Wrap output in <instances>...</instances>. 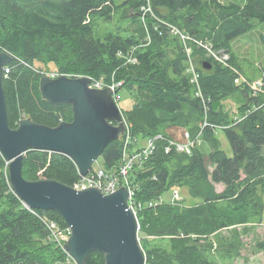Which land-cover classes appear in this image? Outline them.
I'll list each match as a JSON object with an SVG mask.
<instances>
[{"label":"trees","instance_id":"obj_1","mask_svg":"<svg viewBox=\"0 0 264 264\" xmlns=\"http://www.w3.org/2000/svg\"><path fill=\"white\" fill-rule=\"evenodd\" d=\"M124 5L130 6L136 27L125 35L111 32L98 36L94 19L113 21L120 7L115 0H0V52L12 57L3 69L9 126L16 129L23 119L49 127L73 120L71 105L52 106L43 100L39 90L43 74L36 62L56 64L59 74L91 77L108 84L123 82L121 89L133 92L136 99L133 108L123 114L132 137L140 144L156 135L173 139L164 130L180 123L196 137L207 107V121L215 127H207L202 133V140L212 144L209 153L198 146L191 156L167 155L166 143L160 141L155 153L135 166L128 178L137 203L148 204L181 187H188L192 197L204 200L193 206L164 203L138 213L146 263L211 264L198 248L200 238H210L233 221L218 204L232 199L241 204L249 198L255 206L262 205L257 189L260 186L264 192V95L254 97L250 88L238 86L239 75L232 69L237 70L236 57L230 45L250 32L253 22L264 24V0L230 4L219 0H128ZM155 17L230 53L233 67L225 68L193 46L202 99L188 78V56L179 37ZM143 19L152 39L149 44ZM172 43L176 45L175 55L169 53ZM134 47L137 63H127L119 56V52ZM204 61L212 63L213 69L204 70ZM261 80L264 83V69ZM238 90L247 101L238 114H248L236 123L234 115L216 109L215 103ZM217 127L226 134L233 157L219 148ZM123 155L124 138H120L108 145L99 161L106 171L117 172ZM23 176L70 187L80 180L69 157L43 151H31L24 157ZM211 183L223 185L224 192L207 196L205 188ZM36 213H31L14 193L9 164L0 154V264H66L65 252L52 241L41 219L47 215L67 227L63 217L55 211ZM149 236L160 238L150 240ZM165 239L179 248L168 249ZM86 264H105V255L92 252Z\"/></svg>","mask_w":264,"mask_h":264},{"label":"water","instance_id":"obj_2","mask_svg":"<svg viewBox=\"0 0 264 264\" xmlns=\"http://www.w3.org/2000/svg\"><path fill=\"white\" fill-rule=\"evenodd\" d=\"M12 57L0 52V154L9 162V178L15 194L29 208L55 211L71 229L65 250L75 264H86L90 253L105 255V264H146L140 245V225L128 204L129 191L122 187L110 195L95 188L78 191L54 180H27L23 160L29 151L59 153L69 157L87 176L104 150L125 132L123 114L110 90L93 89L89 77L47 75L40 80L43 100L52 106L71 105L72 122L49 127L23 119L9 126L3 88V69ZM204 70H212L208 61Z\"/></svg>","mask_w":264,"mask_h":264},{"label":"rangeland","instance_id":"obj_3","mask_svg":"<svg viewBox=\"0 0 264 264\" xmlns=\"http://www.w3.org/2000/svg\"><path fill=\"white\" fill-rule=\"evenodd\" d=\"M126 1L128 0H115L117 6L120 7L118 9V12L114 16L113 21L108 22L98 18L97 16L95 17L94 27L96 30V34L98 36H103L111 32L115 34L125 35V31L136 27V25L132 24L133 15L130 6L124 5ZM219 1L223 4L241 3V0H219ZM141 22L143 24L144 29H146L145 21H141ZM253 25H254L253 29L250 32L235 39L230 45V52L235 55L236 57L235 60L237 63L236 65L237 72L235 71L234 74L236 73L238 75H241L238 76L239 79H237V84L243 81L244 79L246 80L247 83L248 82L252 83L253 81L257 83L258 81L261 80L263 75L264 24H260L259 22H253ZM175 48L176 45L172 43L169 53L175 55V52L173 50ZM192 58L195 61V57ZM35 66L42 70L43 76L50 75L52 73H58L59 71L58 67L54 63L36 62ZM71 76L76 77L79 75H71ZM243 85L244 84L238 86L244 87ZM117 95L119 97L118 107L122 113L129 111L133 108L136 101L135 94L133 92H130L126 88H123L118 92ZM245 103H247V101L245 99V95H243V91L238 90L233 94L223 98L221 101L215 103V108L216 109L221 108L224 113L228 114V116L229 115L235 116L238 114L240 106L244 105ZM253 110H257L256 107H254ZM23 118H25V116ZM170 127L171 128L164 130L165 133L179 140L181 139L183 132L187 131L185 130L187 126L183 123H180L179 125H172ZM217 135H218V140L220 142L219 148L223 150L228 157H233V150L230 145V142L226 137V134L222 131V129H219ZM199 148L203 153L207 154L212 150V144L211 142L202 140V143L199 146ZM29 152L25 153L24 157L27 156ZM8 164L10 163L7 162V165ZM101 164H102L101 160L97 161L94 164V167H99V165L101 166ZM39 176L41 177V174H39ZM209 185L210 186L206 185L205 188V193H207L208 195L207 194L206 195L209 197H212V195H220L225 190V187L221 184L211 183ZM122 187H125L129 191L128 187H126L124 184ZM257 190H258V195L260 196V200L258 203H261L262 204L261 206H255V203L251 202L249 198L241 204L233 199L228 202H220L218 204L220 209H222L224 213L228 214L231 220L233 221L230 222V225L228 227L218 231L210 238H204V237L200 238L201 241L198 244V248H200L204 252V254L210 260L211 264H264V192L262 191V188L260 186H258ZM78 191H82V190H78ZM176 191H178L181 196V200L179 201V204L181 206H193L204 202L202 198L192 197L188 187L173 188L169 191H166L163 194L164 201L166 202L171 201L172 194L173 192ZM128 203H129V199H128ZM140 211H139V207L137 206L135 210L136 212L135 215L137 217V220H138V213ZM60 227L62 229H65L68 226L67 227L60 226ZM63 233H65V231ZM139 238H140V245L142 247L143 239H141L140 235ZM157 238L160 237L149 236L150 240H156ZM67 239L68 237L64 238L62 243L65 244V242H67L66 241ZM149 244H152L153 246L156 243H149ZM164 244L168 247V249L175 250L179 248L178 245L174 243V241L169 239H165ZM151 248L152 247H150L149 249ZM65 254H66L65 257L66 264H75V262L70 257L67 251L65 252Z\"/></svg>","mask_w":264,"mask_h":264},{"label":"built area","instance_id":"obj_4","mask_svg":"<svg viewBox=\"0 0 264 264\" xmlns=\"http://www.w3.org/2000/svg\"><path fill=\"white\" fill-rule=\"evenodd\" d=\"M155 19L158 20L159 22H162V24H165L170 29L171 33L174 36L179 37L182 45L184 46L185 52L188 56L187 59L188 78L190 79L191 84L197 89V93H196L197 96L202 99L203 94L200 86V73L198 71V66L196 65L194 59L192 58L193 46H196L198 49H202L208 58H210L215 63L225 68L228 67L229 65L233 67V65L230 62L231 60L230 53L224 49H216L213 43L209 41L203 42L202 40H197L193 36L179 29L178 27L165 23L160 19H158L157 17H155ZM143 21H145V19H143ZM145 40L147 41L148 44L152 40L148 30ZM136 49L137 48L134 47L128 50L127 52H119V56L123 57L127 61V63L135 64L138 62L135 56ZM47 76L51 78H58L60 76H68L71 78L81 77V76L74 77L71 75L59 74V73H52ZM89 78L91 79V83L89 85L91 88L99 89V90H104V89L110 90L116 104L118 105L119 97L117 94L121 90L123 86V82L113 81L112 83L108 84L104 80H96L91 77ZM242 84H244L243 85L244 87L250 88L252 91L255 92L254 97H256L258 93L259 94L262 93L264 95V83L262 80L258 81L257 83L254 81L252 83L249 82L247 83L246 80L244 79L242 82L238 83V85H242ZM205 111H206L205 121L200 125V132L196 137H194L190 131H184L180 140L176 138L167 139L163 135H156L154 137L146 139L141 144L139 143L138 139L132 137L130 131V125L128 124L125 116L123 115V120L126 128L124 134L121 135V138H124V155H123L122 164L120 165L117 172H108L105 170L103 166L100 165L99 167H93V170L87 176L81 177L79 175L80 180L74 185V188L77 190H85L87 188H97L103 193V195H108L116 192L118 188L120 189L124 184L129 189V194H130L129 205L135 214H136L135 210L137 206L139 207V211H140L146 208H155L164 203H170L174 205L176 203H179V201L181 200V196L178 191L173 192L172 200L169 202L164 201L162 196L159 199L150 201L148 204L137 203L135 201L134 189L132 188V185L128 178L129 173L135 166L142 165L155 153L156 145L160 141H164L166 143L165 154L167 155L172 153H179V154L191 156L195 148L200 146L202 143V133L204 129H206L207 127L215 128L214 126L210 125L207 121V116H208L207 107ZM246 115L245 114L242 116H240L239 114L235 115L234 119L236 123L243 121L246 118ZM217 128L222 129V127H217ZM25 207L31 213L37 216L36 210L29 208L26 205ZM41 219L48 227L52 237L51 239L56 243L58 247H60L65 251L64 245L68 243L71 237V229L69 227L62 229L57 222H54L53 220L49 219L46 215L41 217ZM64 231L65 233H63ZM67 237H68V239L66 240L67 242L63 244L62 242L64 238Z\"/></svg>","mask_w":264,"mask_h":264},{"label":"clouds","instance_id":"obj_5","mask_svg":"<svg viewBox=\"0 0 264 264\" xmlns=\"http://www.w3.org/2000/svg\"><path fill=\"white\" fill-rule=\"evenodd\" d=\"M45 76V75H44ZM123 114V113H122ZM124 115V114H123ZM121 138V137H120ZM99 161V160H98ZM101 166H102V164H101ZM94 167V166H93ZM78 169V168H77ZM92 170H93V168H92ZM78 172H79V169H78ZM79 174V173H78ZM15 193V192H14ZM21 200V199H20ZM24 204V203H23ZM35 210V209H34Z\"/></svg>","mask_w":264,"mask_h":264},{"label":"bare ground","instance_id":"obj_6","mask_svg":"<svg viewBox=\"0 0 264 264\" xmlns=\"http://www.w3.org/2000/svg\"><path fill=\"white\" fill-rule=\"evenodd\" d=\"M233 69V71H236L234 68H232ZM237 72V71H236ZM254 92V91H253ZM255 93V92H254ZM79 175H80V173H79ZM129 204V203H128Z\"/></svg>","mask_w":264,"mask_h":264}]
</instances>
